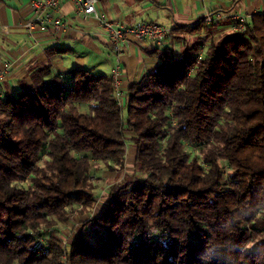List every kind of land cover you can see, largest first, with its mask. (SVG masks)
<instances>
[{
  "label": "trees",
  "instance_id": "16d2710c",
  "mask_svg": "<svg viewBox=\"0 0 264 264\" xmlns=\"http://www.w3.org/2000/svg\"><path fill=\"white\" fill-rule=\"evenodd\" d=\"M153 52L123 106L111 77L50 62L0 97V264H264V13ZM128 142L142 176L112 184L63 249L93 164L122 168Z\"/></svg>",
  "mask_w": 264,
  "mask_h": 264
},
{
  "label": "crops",
  "instance_id": "0c3cea01",
  "mask_svg": "<svg viewBox=\"0 0 264 264\" xmlns=\"http://www.w3.org/2000/svg\"><path fill=\"white\" fill-rule=\"evenodd\" d=\"M29 3L30 0H0V68L10 66L2 82L5 95L16 94L21 81L29 82L30 69L47 62L57 74L83 68L111 77L115 57L105 32L93 16L77 13L71 0H62L59 11L69 27L55 31L37 29L30 36L21 25L29 16ZM96 5L113 21L152 20L171 29L176 26L190 28L211 10L247 14L248 20L253 14L264 13V0H97ZM229 23L223 20L206 24L208 27L192 32L199 33L202 38L210 32L209 39L216 40L220 34L230 33ZM179 31L188 29L174 31L164 47L179 48L174 38V33ZM154 49L148 41L133 37L123 46L120 83L125 94L130 84L138 82L158 64ZM135 152V145L128 142L126 159L134 163Z\"/></svg>",
  "mask_w": 264,
  "mask_h": 264
},
{
  "label": "built area",
  "instance_id": "2783aa9c",
  "mask_svg": "<svg viewBox=\"0 0 264 264\" xmlns=\"http://www.w3.org/2000/svg\"><path fill=\"white\" fill-rule=\"evenodd\" d=\"M75 5L77 13L93 16L102 27L107 36L111 50L115 57V63L111 72L113 96L119 106L125 103V92L121 89V54L123 46L133 37L139 40H146L155 47H164L170 36L171 28L156 21L142 20L134 23L113 21L102 14L97 8V0H71ZM62 0H30L29 16L21 24L26 32L32 36L37 29L42 30H64L69 25L63 20L60 14ZM203 22L212 24L223 20H229L228 29L231 33H243L249 27L248 15L232 10H211L205 12L202 17ZM9 65L0 68V97L5 95L2 82L9 70ZM68 242L63 240V249ZM63 263H66V256L63 254Z\"/></svg>",
  "mask_w": 264,
  "mask_h": 264
},
{
  "label": "rangeland",
  "instance_id": "374dc122",
  "mask_svg": "<svg viewBox=\"0 0 264 264\" xmlns=\"http://www.w3.org/2000/svg\"><path fill=\"white\" fill-rule=\"evenodd\" d=\"M231 33V32H230ZM174 38L177 39L179 43V48L176 51L178 53L184 47L185 44H191V42L196 38L199 33L192 31H179L174 33ZM224 34V33H223ZM209 35H205L203 39L205 40V46L209 42ZM217 40V39H216ZM203 52V50H201ZM127 152V149H126ZM104 172H106L104 174ZM125 176H130L132 179H137L142 176V173L139 170H135L133 167V160L126 159L122 168H119L117 165L112 164L111 166H106L102 162H95L93 164V170L91 171L90 181L94 184V194L95 201L92 206L85 207L81 203L74 204L75 213L72 216L71 220L66 225H60V235L62 239L66 242L73 236V233L77 230L78 225L81 222H87L90 219L94 218V215L101 209L102 205L105 203V196L108 193V190L112 184L116 181L121 180ZM92 227V226H91ZM56 228V229H57ZM86 227L85 230H87ZM46 232H49L46 230ZM94 238L91 235V239ZM95 239V238H94ZM62 246L63 241H62Z\"/></svg>",
  "mask_w": 264,
  "mask_h": 264
}]
</instances>
